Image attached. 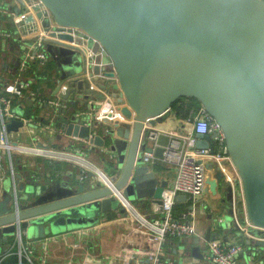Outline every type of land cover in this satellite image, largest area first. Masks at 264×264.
<instances>
[{
    "label": "water",
    "instance_id": "obj_1",
    "mask_svg": "<svg viewBox=\"0 0 264 264\" xmlns=\"http://www.w3.org/2000/svg\"><path fill=\"white\" fill-rule=\"evenodd\" d=\"M39 1L57 25L81 30L77 36L55 33L58 39L51 40L46 48L51 58L58 66H64L79 96L86 100L93 92L88 88L89 80L97 81L101 67L98 60L92 63L97 57L87 58L84 48L66 41L78 42L86 37V43L93 45V53L102 48L112 70L108 74L117 78V101L126 103L121 108L126 121L109 126L99 144L105 146L104 159L109 166L105 173L112 188L94 178L90 184L80 182L75 173L62 179L48 178L42 183L32 178L28 170L6 173L0 164L3 240L13 234L10 223L16 219L22 220L29 237H43L92 226L99 221L98 215H105L106 219L114 214L125 215L113 192L133 205L161 207L168 181L160 179L144 159V153L150 150L144 123L152 126L155 121L164 120L171 114L172 104L185 97L196 99L224 133L238 182H226L223 200L234 204V188L241 189L242 200L228 212L237 214L240 223L244 213L259 227L248 229L257 237L250 238L246 245L250 251L244 252L255 263L264 261V0ZM76 113L70 117L63 115L56 122L75 136L77 125L84 121ZM19 126L22 121L13 119L6 128L17 131ZM85 131L87 136V127ZM195 136L197 147L208 146V135ZM168 139L166 134L158 136L155 156H162ZM93 175V171L88 173ZM214 176L221 178L218 168ZM206 183L214 189V180L207 177ZM13 185L17 191V212L13 210ZM184 198V194L177 195V199ZM217 236L218 230L211 231L210 226L205 240ZM198 241L195 238L189 250L201 258Z\"/></svg>",
    "mask_w": 264,
    "mask_h": 264
},
{
    "label": "built area",
    "instance_id": "obj_2",
    "mask_svg": "<svg viewBox=\"0 0 264 264\" xmlns=\"http://www.w3.org/2000/svg\"><path fill=\"white\" fill-rule=\"evenodd\" d=\"M15 1L17 7H13L12 5L11 7L9 6L10 9L9 7L0 8L4 13L9 14L13 27V30L10 32L0 31V35L3 37H15L22 42V56L15 74L11 78L0 77V160L6 158L8 165L11 166V171L13 170L14 155L43 157L50 162L52 160L72 161L80 164L81 178H84L86 171L92 170L95 180L100 181L102 185L112 188L113 183L108 179L105 172L86 163L83 156H81L83 151L77 148L74 149L68 146V144L57 140V133L60 136L66 134L65 129L56 123L63 117L62 113L60 115V109L66 108V103L61 100L60 96L50 98L41 95L33 87V78L25 75V72H28V69L31 68L32 63L39 62L43 64L50 56L46 48L51 40L58 39L55 33L61 31L62 33L77 36L81 30L74 27L57 25L48 9L39 0ZM44 20H47L46 25L44 24ZM81 39L78 42L75 40L66 42L75 43L81 48H88L89 46L86 43L87 38L82 37ZM54 46L57 45L55 44ZM89 49L91 50V48ZM92 63L95 62L92 60ZM90 81L89 88L93 91V83L95 81ZM96 85L98 84L96 83ZM59 87L61 92L65 93L69 86L67 82L62 81ZM118 92V89L112 90L110 95H106L104 98H98L97 96L95 98L92 95L86 99L88 105L79 114L83 115L87 125L93 124L95 120L100 118H105L112 122L126 121V117L121 113L120 109L117 110V116L113 114L118 105ZM21 99L30 100L36 105L45 104L49 106L50 111L47 114L45 122L40 123L35 121L32 116L25 115L14 107L13 102ZM123 105L125 106L126 103L123 102ZM13 119L22 121V126L27 127V132L30 133L28 138L19 133L12 135V131L7 130V123ZM184 119L190 123V130L193 131V134L191 132H175L168 135L169 139L164 146L161 157L154 155V149L158 145L157 138L161 134V131L153 128V126L148 125L146 122L144 123V126L147 127L145 135L150 145V150L144 153L145 161H160L175 167V177L163 189L161 207L155 205L154 210L149 213L138 211L128 199L121 194L113 192L120 206L124 208V216L129 218L131 225L136 230L142 232L151 244V248L146 251H130V253L124 254L122 256L123 264H127L129 256H135L136 254L143 255L148 264H178L176 260L168 256L165 243L168 239H176L177 242H181L198 236L195 222V204L200 201L207 186L206 165L208 163L220 165L226 161L231 162L224 133L220 125L201 105L195 113ZM129 122H132V118L129 119ZM29 123L35 124V128L39 127V130H45L49 135L46 142L39 140L38 135H36L37 131H33V128L28 126ZM196 133L206 134L210 137L207 147L196 146L197 138L194 136ZM32 176H35L34 173H32ZM11 193L13 194V210L17 212L18 198L15 185L12 186ZM178 194H184V201L187 203L180 211H176V205L180 202L177 199ZM243 217L244 221L241 223L239 216L238 220L235 219L234 221L240 225V229L247 236L250 238L257 237L255 232L251 233L248 229L253 227L258 229L259 227L253 225L247 216H244V213ZM21 221L20 219H16L10 223L13 225L14 230L13 241L11 245L5 248H3L4 246L0 247L3 249H0V264H54L51 260L53 255L49 251V246L51 242L65 239L66 232L68 233V231H57L46 234L43 237H27V228L21 225ZM214 225L216 230H218L219 225H217V222H214ZM219 236L221 235L208 240L200 236L201 243H199V248L203 263L264 264V261L256 263L254 261L244 262L239 257L244 251H250V248H247V243L244 241L228 242ZM262 239H264V234ZM202 241L205 242L204 245H202ZM202 247H204L203 250ZM250 257L252 259L251 255Z\"/></svg>",
    "mask_w": 264,
    "mask_h": 264
},
{
    "label": "crops",
    "instance_id": "obj_3",
    "mask_svg": "<svg viewBox=\"0 0 264 264\" xmlns=\"http://www.w3.org/2000/svg\"><path fill=\"white\" fill-rule=\"evenodd\" d=\"M12 5L13 7H17V3L15 0H0L1 9H4V7H11ZM1 9L0 31L10 32L13 30L10 16L8 13H4V11H2ZM88 46V48L83 47L84 54L87 58L97 57L96 60L93 59V62H97L98 60L97 63H100L99 65L101 67L100 73L96 74L97 77H95V79H97V81L95 82L98 85H96L93 78L92 82H94V87L91 94L95 96V98H97V95H102V97L100 98H104L106 97V95H110V92L112 90H117L114 88V84L117 83V78L108 74V72L112 70L108 67L109 59L105 56V53L102 51V49H98L96 53H93L91 51L92 49H89L92 48V43H89ZM0 49L4 50L5 55L6 51H8L6 57L4 55V59H0V62L1 68L5 73V78H11L15 74L16 68H18L19 62L21 60L22 42L15 37H3L2 35H0ZM11 49L13 51H11ZM47 61L49 63H47ZM53 61L54 60L51 58V56H49L43 64L34 62L32 63L31 68L28 69V72H25V75L31 76L33 78V87L41 95L50 98H57V96H60L61 100L66 103V108L60 109V115L62 113L63 115L70 117L76 112V114L80 115V111L86 108V106L88 105L87 100H84L83 97L79 96L77 92L78 90L75 84L71 83V77L67 75L64 66H58L60 64ZM35 63H37V66H34ZM53 64H55V66L57 67V71H52L50 74H48L47 69L49 68H46V66H50ZM90 69L91 68H89V70ZM62 81L67 82L69 86L68 90L65 93H62L59 87L60 82ZM71 84H73V87ZM89 84H91L90 80ZM102 84L105 86V88L101 86ZM80 92L83 94L84 87ZM13 105L23 114L32 116L35 121H38L40 123L45 122L47 114L50 111L49 106L45 104L36 105L33 104L32 101L27 99L15 100L13 102ZM123 106V102L118 103L116 110L113 111L114 116H117V110H121ZM114 123L115 122H112L111 120L105 118L95 120V122L91 125H87L85 120L82 121L79 125L74 123V125H77V135L75 136L70 133H66L65 135L61 136V139L58 141H60L61 143H66L68 144V146H71L74 149L77 148L80 151H83V154L81 156H83L86 163L105 172L109 169L108 164H106L107 162L105 163L106 159H104L105 154L103 148L105 146L103 147L99 144L101 143L102 135L105 134V130L109 126H112ZM28 126L33 128V131H37L36 135H38V138L39 140H41V142L47 141L49 135L45 132V130H39V127L35 128V124H28ZM152 126L153 128L160 130L161 134L166 135H170L175 132H191V134H193V131L190 130V123L186 122L183 117H177L172 109L170 115H168L164 120L155 121ZM62 127L65 129V131H67L66 127ZM86 127L88 128L87 136H85ZM26 128V126H22L19 128L18 132L12 131V135L19 133L20 135L28 138L30 133L27 132ZM16 156L17 155H14V157ZM148 163L153 169L158 172V176L160 179L167 180L168 184L172 182L173 178L175 177L174 166H165L167 164L164 165V163L160 161ZM0 164L3 166L1 170H4V172L9 173L11 171V166L8 165L6 158H2L0 160ZM12 167L15 171H22L23 169L28 170L31 176L32 173H34L36 177L32 176V178L42 183L48 178L62 179L69 173H75L76 175H78L80 182L82 181L90 184L92 183V180H94V175L92 177L88 176V173H90V171L92 170L86 171V173H84V178H81L80 176L82 173L80 164L72 161L69 162L66 160H52L50 162L48 159L43 157L23 155L22 157L16 159V164L13 163ZM92 167H90V169H92ZM215 168H218L222 173L220 179L214 176ZM207 177L215 181V186L214 189H211L210 184L208 183L200 201L195 204V222L198 236H194L188 239V241L181 242H177L174 239H168V241L165 243V249L168 253V256L176 260L178 264H205L202 262L201 258L193 256L190 253L189 246L195 244V238L199 239L198 244L201 243L200 236L205 237L207 229L210 226L211 231L216 230L213 220L214 216H210V213L213 214L218 207L227 212L229 208L232 207L234 209L236 206H238L237 202L239 200H242L241 189L237 186H235L234 188V204L223 200L227 189L226 182H232L237 177L236 169L231 162L226 161L221 163L220 165L216 164L213 167H207ZM236 182L238 181L235 180V183ZM179 201L180 202L176 205V211L182 210L183 207L187 205L184 199H179ZM134 207L138 211L146 209V211L142 212L149 213L154 210L155 205L150 204L149 206L147 205L146 208L140 207L138 205H134ZM98 216L100 217V219L94 225L66 230L68 231V233L66 232L65 239H58L54 242H51L49 251L53 255L51 260L54 262V264H123L122 256H124V254L130 253V251L142 252L151 248V244L149 243L147 237L131 225L128 217H125L124 215L114 214L111 219H106L105 215ZM231 217L232 219L229 222H226V224L228 223L229 225L226 226L225 229L221 227L220 230L223 232L219 237L228 242L241 241L243 237L237 236L234 232L235 227L233 220H238V216L232 213ZM91 232H97V236H92ZM84 235L86 237L83 239ZM244 236L250 238L245 233ZM3 237L5 236H0V242H2L0 244L1 248L2 246H4L3 248H5L12 244L13 234L9 235L6 241L3 240ZM75 238H78L79 240H76ZM204 243L205 242L202 241V245H204ZM187 253L189 255H187ZM245 253L246 252L243 253L244 255L240 254L239 257H241L244 262H253V257L251 259V257L247 255L246 260L243 258L245 256ZM246 254H248V252ZM127 261V264H148L144 256L139 254H136L135 256H129Z\"/></svg>",
    "mask_w": 264,
    "mask_h": 264
},
{
    "label": "rangeland",
    "instance_id": "obj_4",
    "mask_svg": "<svg viewBox=\"0 0 264 264\" xmlns=\"http://www.w3.org/2000/svg\"><path fill=\"white\" fill-rule=\"evenodd\" d=\"M12 47H14V46H12ZM100 49V48H99ZM6 51V50H5ZM11 51H13L12 49H11ZM8 54V51H6V55ZM4 50H1L0 49V59H4ZM6 55H5V57H6ZM50 61V60H49ZM54 62V61H53ZM47 63H49L48 61H47ZM34 66H37V63H35L34 64ZM46 68H49V69H47V72H48V74H50L52 71H57V67L55 66V64H53V65H47L46 66ZM53 73H56V72H53ZM0 77H5V73H4V71L2 70V68H1V62H0ZM30 124V123H29ZM31 125V124H30ZM56 138H57V140H60L61 139V136L57 133L56 134ZM23 155H17L16 157H14L13 158V163L14 164H16V159L17 158H19V157H22ZM165 165V164H164ZM165 166H168V165H165ZM21 203V202H20ZM142 211H146V209H142ZM210 216H214V218H213V220H214V222H217V225H219V227H223V229H225V227L226 226H228L229 224L227 223L226 224V222H229L231 219H232V217H231V214L227 211H224V210H222V209H220V207H218L215 211H214V213L213 214H209ZM221 228H219V230H218V235H221L222 234V232L223 231H221L220 230ZM234 232H235V234L237 235V236H239V237H243V239H244V242L245 243H249V241H250V238H248V237H246V236H244V232H243V230H239V229H237V228H234ZM92 233V236H94V237H96L97 236V232H91ZM27 237H29V236H27ZM86 236L84 235L83 236V239L85 238ZM76 239V238H75ZM76 240H79L78 238L76 239ZM203 248L204 247H202V250H203ZM244 253V252H243ZM242 253V254H243ZM187 255H189L188 253H187ZM244 255V254H243ZM247 255L248 256H250V254H246L245 253V256L243 257L245 260L247 259Z\"/></svg>",
    "mask_w": 264,
    "mask_h": 264
},
{
    "label": "trees",
    "instance_id": "obj_5",
    "mask_svg": "<svg viewBox=\"0 0 264 264\" xmlns=\"http://www.w3.org/2000/svg\"><path fill=\"white\" fill-rule=\"evenodd\" d=\"M199 107L200 103L196 99L181 97L172 104L171 109L177 117L187 118L192 113H195Z\"/></svg>",
    "mask_w": 264,
    "mask_h": 264
}]
</instances>
